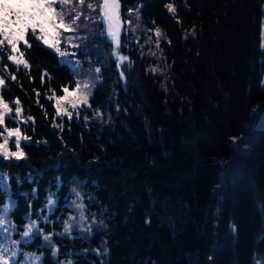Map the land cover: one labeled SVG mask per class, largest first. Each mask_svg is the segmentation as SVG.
Returning <instances> with one entry per match:
<instances>
[{
  "label": "trees",
  "instance_id": "1",
  "mask_svg": "<svg viewBox=\"0 0 264 264\" xmlns=\"http://www.w3.org/2000/svg\"><path fill=\"white\" fill-rule=\"evenodd\" d=\"M97 2L64 6L83 15L79 35L63 32L61 47L74 49L75 39L89 45L79 55L109 50L98 9L87 8ZM119 3L123 23L131 21L119 37L127 60L117 68L116 57L103 56L88 104L71 119L57 114L55 99L82 76L54 50L31 40L29 68L17 71L6 56L7 72L0 64L3 100L20 121L4 124L30 138V146L21 144L26 158L0 164L16 201L9 219L20 232L29 212L49 220H38L43 233L20 249L40 257L32 264H264V0ZM9 150L16 151L14 142ZM51 193L53 213L44 207ZM72 201L85 206L84 231L80 209L66 207ZM8 202L0 194V205ZM70 215L75 230L68 234ZM18 259L23 264V255Z\"/></svg>",
  "mask_w": 264,
  "mask_h": 264
},
{
  "label": "snow or ice",
  "instance_id": "2",
  "mask_svg": "<svg viewBox=\"0 0 264 264\" xmlns=\"http://www.w3.org/2000/svg\"><path fill=\"white\" fill-rule=\"evenodd\" d=\"M71 3V0H0V64L4 65L3 71L7 72L8 64L5 63L4 57L6 56L7 62H11L19 71L20 67L29 68V62L25 58V53L28 49L32 47L31 40L38 41L37 46H45L46 49H52L61 58L59 63L62 65H67L71 68L72 73L79 76L77 72V66L80 61L73 63L70 58L75 53H69L67 50H61V40L63 32H76L78 28V20L83 15L82 11H76L73 9L74 14H69L65 11L64 6ZM85 0H77V4L84 5ZM143 5H137L135 11L137 14V19H139V9ZM165 7L170 13L175 14L176 8L173 4H166ZM87 8L96 11L98 9V14L95 17V21L103 25L102 30H106L107 37L110 40V44L114 45L112 47L111 55L116 56L117 68L121 67V63L127 60V57H121L119 55L120 41L119 37L121 34V14H120V3L119 0H98L97 3H88ZM134 10L129 9L128 12L132 13ZM85 20L93 19L90 16H84ZM127 23H131L128 21ZM157 37L161 36L162 33L159 28L155 30ZM95 34V33H94ZM193 35H195L193 31ZM68 42V38L65 39V43ZM23 45V49L22 46ZM72 47L77 49L87 48L89 45H79L73 44ZM157 47H159V40L157 41ZM97 74V80H99V73L101 71L100 67L94 69ZM123 77V72L120 74ZM12 80H15V75L11 76ZM6 86V80L3 76H0V126H2V131H0V156L3 160H0V164H3L5 160H20L26 158L25 153L22 151L21 144L23 143L25 147L30 146V138L23 136L20 128L9 129L4 124L5 119H13L14 123L19 124L20 121L13 118L12 111L9 103L3 100L2 92ZM97 85L90 83L88 80L81 82L79 79L76 80L75 88L72 93L69 92L67 87L63 88L62 91L65 95L60 96L57 100V114H61L60 101H69L71 107L76 109L78 104L82 102L83 105L88 104V99L91 95V89L95 88ZM71 98V99H70ZM15 117L21 115V108L19 100H15ZM90 106V105H89ZM99 115V111L96 112ZM69 119H71L72 113L67 112ZM78 115V113H77ZM29 119H31L29 117ZM88 117L85 116V120ZM27 123V121H24ZM6 133V135H5ZM235 137L233 141H235ZM14 142V147L16 151L9 150V144ZM8 179L5 172L0 170V194L7 193L9 197V202L0 205V264H21L18 257L23 255V264H32L30 258H34V261H39L40 257L34 256L31 253H24L20 249V244L23 243L27 245L30 241L41 235L43 229L39 227L38 220L48 223V216L41 215L37 213L38 220H32V213L29 212L26 219L28 223L23 225V231L18 230V226L15 225L10 219L12 211L16 207V201L11 199L10 186L6 182ZM31 179V177H29ZM16 183L19 184V178H16ZM57 188L59 190V182L57 183ZM74 192L77 198L81 197V193L75 189L71 190ZM20 195L27 197L28 193H21ZM55 193H51L47 197V203L44 207L47 208L49 213H53L57 205V199H54ZM33 198L35 197V189L32 193ZM80 209L79 221L81 231H84V221L86 220L84 214V205L82 203H77L72 201L71 203L66 202V207L71 209ZM76 217L69 216L63 223L64 233L70 234L74 231V224ZM95 221H93V224ZM101 224L103 221L100 222ZM91 230V225L87 229ZM231 230L233 233L236 231V226L232 225ZM19 236L20 239H13V236ZM54 233H48L43 235V239L46 242H51V238ZM59 235V234H57ZM106 251V250H105ZM53 256L56 255L57 249L52 248ZM68 264H72L69 261ZM260 264V262H257Z\"/></svg>",
  "mask_w": 264,
  "mask_h": 264
},
{
  "label": "rangeland",
  "instance_id": "3",
  "mask_svg": "<svg viewBox=\"0 0 264 264\" xmlns=\"http://www.w3.org/2000/svg\"><path fill=\"white\" fill-rule=\"evenodd\" d=\"M121 22H122V27H121V32H122L124 30V28H127L128 25H127V22L125 24L123 23L122 17H121ZM99 25L101 26V30L99 32L100 36L103 38V40L109 42V44H110V40L107 37L106 30H102L104 26L101 25V24H99ZM69 34L70 35L73 34V36H78L79 35V33H75L74 34L73 32H70ZM71 37H72V35H71ZM77 41L75 39L72 40L71 41V45H73V44H81V41H79V40H77ZM83 41H84V39H83ZM106 46L109 48L108 43H106ZM110 46L111 47L109 48V50L105 46L97 47L96 50L99 52V55H101L100 57H96V53H92V54H88V53H84L83 54L82 53V55L77 54L78 50H80L81 52L82 51H87L86 50L87 48H82V49H77V48L64 49L63 47H61V50H67L69 53H75V55H72L70 57L72 59L73 63H75L77 60L80 61V64L77 66V69H76L77 72L80 73L79 75L82 76V78H80L79 80L81 82H83L84 80H88L90 83H94L95 84L98 80H97V74L95 73L94 69L96 67H100L102 64H104L105 60H103V56H112L113 58L116 57L114 55H111L112 47H114V45L110 44ZM80 59H85L87 63L85 61L80 60ZM73 89L69 90V92L72 93ZM63 95H65V93ZM57 100H58V98L55 99L56 111H57ZM82 105H83L82 102H80L78 104L77 108L73 109L71 107V103L69 101H60L61 114H67V112H73V111L76 112L78 109H80V107Z\"/></svg>",
  "mask_w": 264,
  "mask_h": 264
}]
</instances>
